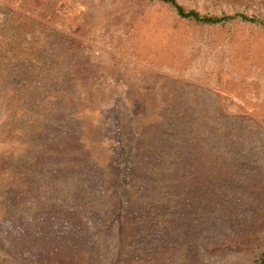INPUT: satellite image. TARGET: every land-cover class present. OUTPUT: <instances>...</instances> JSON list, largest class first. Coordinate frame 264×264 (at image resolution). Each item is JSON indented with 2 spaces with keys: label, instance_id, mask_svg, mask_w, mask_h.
Instances as JSON below:
<instances>
[{
  "label": "rangeland",
  "instance_id": "rangeland-1",
  "mask_svg": "<svg viewBox=\"0 0 264 264\" xmlns=\"http://www.w3.org/2000/svg\"><path fill=\"white\" fill-rule=\"evenodd\" d=\"M177 1L264 20V0ZM262 252L264 31L147 0H0V264Z\"/></svg>",
  "mask_w": 264,
  "mask_h": 264
},
{
  "label": "trees",
  "instance_id": "trees-1",
  "mask_svg": "<svg viewBox=\"0 0 264 264\" xmlns=\"http://www.w3.org/2000/svg\"><path fill=\"white\" fill-rule=\"evenodd\" d=\"M147 1H154V2H160L162 4H165L169 6L175 15L181 19L185 20L187 22L193 23L195 25L204 26V27H214V26H226L232 23H241L244 25H249L252 27H255L261 31H264V20L254 16V15H248L244 12H235L233 14H222L219 16H213L208 14H201L195 9H186L184 8L177 0H147ZM13 61V60H12ZM59 61L57 59L52 58L51 66L57 64ZM71 81L69 79H65V84L70 83ZM189 125H192V127L196 130L200 128L196 124V121H188L186 122ZM211 127L216 128V135H219L222 131V125L216 124L215 120L211 121ZM175 125H182L180 121H176ZM177 136H175L174 139H176ZM255 264H264V252H262Z\"/></svg>",
  "mask_w": 264,
  "mask_h": 264
}]
</instances>
